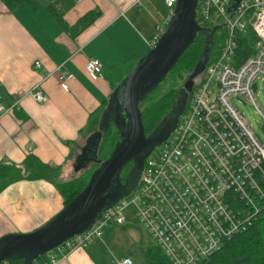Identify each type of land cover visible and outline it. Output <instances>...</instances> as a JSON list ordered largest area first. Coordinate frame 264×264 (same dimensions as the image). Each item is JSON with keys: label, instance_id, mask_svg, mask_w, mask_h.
<instances>
[{"label": "built area", "instance_id": "1", "mask_svg": "<svg viewBox=\"0 0 264 264\" xmlns=\"http://www.w3.org/2000/svg\"><path fill=\"white\" fill-rule=\"evenodd\" d=\"M164 2L170 18L176 0ZM231 3L197 0L196 22L224 28L221 52L197 80L186 115L146 159L136 191L105 210L90 229L58 246L63 255L100 240L105 224H124L123 212L130 209L171 264H198L258 218L264 209V136L250 127L231 98L254 105L264 122L253 89L257 79L264 81V0H240L229 17ZM249 26L256 37L254 51L241 60L237 38ZM164 28L157 27L151 46ZM85 71L98 79L101 61L89 57ZM53 74L62 87L71 78L59 66L44 78ZM29 94L36 102L47 101L40 85ZM12 107L0 105V111ZM56 260L50 256L33 264ZM116 264L133 261L124 257Z\"/></svg>", "mask_w": 264, "mask_h": 264}, {"label": "crops", "instance_id": "2", "mask_svg": "<svg viewBox=\"0 0 264 264\" xmlns=\"http://www.w3.org/2000/svg\"><path fill=\"white\" fill-rule=\"evenodd\" d=\"M38 2L37 8L22 4L11 10L0 1V105L13 106L0 111V163L19 164L32 154L59 168L57 179L66 181L90 134V117L151 48L157 27L166 26L170 11L164 0ZM93 12L92 20L82 19ZM89 57L101 61L96 80L85 71ZM58 66L71 74L66 87L54 74L44 78ZM35 85L47 101L31 97ZM63 206L49 180L8 184L0 191V237L33 231ZM109 240L106 235L66 255L56 248L44 256H55V264H113L102 252Z\"/></svg>", "mask_w": 264, "mask_h": 264}, {"label": "water", "instance_id": "3", "mask_svg": "<svg viewBox=\"0 0 264 264\" xmlns=\"http://www.w3.org/2000/svg\"><path fill=\"white\" fill-rule=\"evenodd\" d=\"M239 1L232 0L228 9L229 17L234 14ZM196 5L197 0H176L173 13L157 41L109 95L100 113L102 122L87 137L73 162L74 172L87 168L91 162L97 164L83 190L58 214L35 230L1 236L0 264L13 258L23 259L22 264H33L37 258L66 240L90 229L105 210L137 188L145 160L175 128L186 108L193 79L204 72L209 61L214 34L219 26L200 28L195 20ZM198 31L205 34L200 59L177 92L170 111L146 135L140 103L165 77ZM113 107L118 108L115 117H105ZM110 124L118 131L112 152L105 160H89L85 153L86 146L95 135H99L100 142L102 133ZM129 163L130 170L122 182V172Z\"/></svg>", "mask_w": 264, "mask_h": 264}, {"label": "trees", "instance_id": "4", "mask_svg": "<svg viewBox=\"0 0 264 264\" xmlns=\"http://www.w3.org/2000/svg\"><path fill=\"white\" fill-rule=\"evenodd\" d=\"M0 1L11 10L22 4H27L32 8H37L40 5L38 0ZM96 14L97 13L94 12L88 13L82 19L92 20ZM197 25L202 29L211 28L216 25L219 26L214 34L211 54L208 61L209 63L221 52L224 42V32L221 35L223 36V40H220L217 37V31L220 28L223 29V26L221 24L212 23H206L204 25H199L197 23ZM237 42V54L239 59L242 60L246 58L254 51L256 37L251 31L250 26L245 32L238 35ZM204 43L205 34L203 31H198L191 43H189L186 49L181 53L176 63L168 70L165 77L141 101L140 108L142 111V119L146 135L150 134L170 111L176 100L177 92L179 91V88L176 86V82L178 80L183 81L185 75L192 71L200 59ZM190 97L191 94L189 95V99ZM104 106H102L90 117L88 124V132L90 134L97 130V116L100 115ZM117 137V129L113 128V124H110L107 130L102 133V137L98 145V159L105 160L110 155L115 146ZM104 152H107V155L103 157ZM145 164L146 160L144 162V166ZM96 167L97 164L94 163L91 168H87L89 170L88 173L85 172L79 177L62 181L57 179L59 168L51 167L40 161L35 155L31 154L19 164L11 162L0 163V191L8 184L21 179H46L51 181L56 186L58 192L63 198V207H65L83 190L91 173ZM130 167L131 163L124 168L121 175L122 182L127 176ZM118 202L119 201L115 204ZM146 259L147 264H171L161 249L156 245L148 248L146 251ZM45 260V256H41L37 258L36 262L42 263ZM22 262L23 259L21 258H13L5 261L3 264H22ZM198 264H264V209L249 228L237 234L231 240L226 242L219 251L210 257L203 259Z\"/></svg>", "mask_w": 264, "mask_h": 264}, {"label": "rangeland", "instance_id": "5", "mask_svg": "<svg viewBox=\"0 0 264 264\" xmlns=\"http://www.w3.org/2000/svg\"><path fill=\"white\" fill-rule=\"evenodd\" d=\"M223 32H224V28L223 29L220 28L217 31V37L220 40H223V36H221ZM187 75L188 73L185 75L184 79L186 78ZM182 83H183L182 80H178L176 82L177 88H180L182 86ZM253 89L255 93V102L264 111V81L262 80L261 77L257 79L255 85L253 86ZM231 102L237 108V110L242 114V116L250 125V127L256 133H258L260 136L263 137L264 122L262 116L258 113L254 105L245 104L244 102L238 100L235 97L231 98ZM187 107H188V102L185 110L180 115V117L186 115ZM117 112H118V108L113 107L109 110L108 114L105 115V117H110L111 119H113L117 114ZM97 118L99 121L98 123H101L102 122L100 120L101 114L98 115ZM113 128H115L114 125ZM83 143L84 142H82V144ZM98 143H99V135H95L92 137L89 144L86 146L85 153L87 154L89 160L91 161L97 160L99 157ZM159 150H160V145L156 147L154 150H152V152L149 154L147 158L155 155ZM106 155L107 152H104L103 157ZM93 164L94 163L91 162L87 168H91ZM87 168L81 169L78 172H74V170L71 167V172L69 173L68 178L73 179L79 177L80 175H83L85 172L88 173L89 170ZM135 191L136 189H134L132 193ZM123 216L124 218H126V222L124 224L107 223L103 226L104 236L102 235L101 239L105 238V236L108 235V238L110 240L106 242V244L103 246L102 252L104 256H106V258L112 261L113 264H116L117 261L123 259L124 257H129L133 261V264H147L146 251L148 250V248L154 247L156 244L154 240L151 238V236L148 234L147 230L144 228V226L135 216L132 210L125 209L123 212Z\"/></svg>", "mask_w": 264, "mask_h": 264}, {"label": "flooded vegetation", "instance_id": "6", "mask_svg": "<svg viewBox=\"0 0 264 264\" xmlns=\"http://www.w3.org/2000/svg\"><path fill=\"white\" fill-rule=\"evenodd\" d=\"M187 76H188V75H187ZM187 76H186V78H187ZM200 76H201V74L193 79L192 91H193V89H194V87H195V85H196V82H197V80L199 79ZM186 78L183 80V83H184V81L186 80ZM183 83H182V86H181V87H183ZM181 87H180V88H181ZM180 88H179V89H180ZM192 91L189 92V95L192 93ZM188 99H189V96H188ZM187 102H189V101L187 100ZM186 106H187V105H186Z\"/></svg>", "mask_w": 264, "mask_h": 264}]
</instances>
